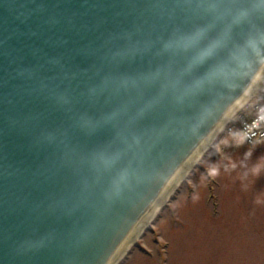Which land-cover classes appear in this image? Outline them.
<instances>
[{
    "label": "water",
    "instance_id": "95a60500",
    "mask_svg": "<svg viewBox=\"0 0 264 264\" xmlns=\"http://www.w3.org/2000/svg\"><path fill=\"white\" fill-rule=\"evenodd\" d=\"M264 63V0H0V264H105Z\"/></svg>",
    "mask_w": 264,
    "mask_h": 264
},
{
    "label": "rangeland",
    "instance_id": "374dc122",
    "mask_svg": "<svg viewBox=\"0 0 264 264\" xmlns=\"http://www.w3.org/2000/svg\"><path fill=\"white\" fill-rule=\"evenodd\" d=\"M250 104L238 118L264 119V93ZM218 136L209 144L215 150L199 155L165 201L179 191L178 198L155 214L162 212L157 223L150 217L149 228L124 252L128 259L122 261L123 253L116 264H264V141L248 148Z\"/></svg>",
    "mask_w": 264,
    "mask_h": 264
},
{
    "label": "bare ground",
    "instance_id": "6f19581e",
    "mask_svg": "<svg viewBox=\"0 0 264 264\" xmlns=\"http://www.w3.org/2000/svg\"><path fill=\"white\" fill-rule=\"evenodd\" d=\"M259 92H264V63L251 80L250 84L230 104L218 123L174 170L161 190L157 193L156 197L153 199V202L146 208L130 231L124 236L105 264H116L119 257H121L126 250L130 249L134 242L143 234L145 228L148 226L150 217L153 218L161 205L164 203L166 194L173 189V187L178 185L183 176L200 158L201 154L205 151L216 134H218V132L222 129L224 122L232 117L233 114H235L242 106H244L251 97H256V93L258 94Z\"/></svg>",
    "mask_w": 264,
    "mask_h": 264
},
{
    "label": "built area",
    "instance_id": "2783aa9c",
    "mask_svg": "<svg viewBox=\"0 0 264 264\" xmlns=\"http://www.w3.org/2000/svg\"><path fill=\"white\" fill-rule=\"evenodd\" d=\"M258 109L260 111V108ZM240 131L248 141H252L257 137H262L264 135V119L261 117H254L248 121L241 122Z\"/></svg>",
    "mask_w": 264,
    "mask_h": 264
},
{
    "label": "clouds",
    "instance_id": "9594fccd",
    "mask_svg": "<svg viewBox=\"0 0 264 264\" xmlns=\"http://www.w3.org/2000/svg\"><path fill=\"white\" fill-rule=\"evenodd\" d=\"M218 172H219L218 169H214L213 172H212L213 176L218 175Z\"/></svg>",
    "mask_w": 264,
    "mask_h": 264
}]
</instances>
